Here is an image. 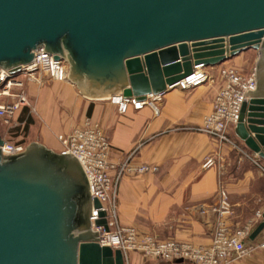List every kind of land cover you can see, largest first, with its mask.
Listing matches in <instances>:
<instances>
[{
	"label": "water",
	"instance_id": "1",
	"mask_svg": "<svg viewBox=\"0 0 264 264\" xmlns=\"http://www.w3.org/2000/svg\"><path fill=\"white\" fill-rule=\"evenodd\" d=\"M39 48L67 65L82 97L137 101L195 66L257 52L256 87L234 134L264 161V0H0V70L18 73ZM93 208L100 204L72 155L39 143L8 156L0 149V264H124L119 250L98 244ZM96 224L108 231L104 218ZM263 230L264 212L247 239Z\"/></svg>",
	"mask_w": 264,
	"mask_h": 264
},
{
	"label": "crops",
	"instance_id": "2",
	"mask_svg": "<svg viewBox=\"0 0 264 264\" xmlns=\"http://www.w3.org/2000/svg\"><path fill=\"white\" fill-rule=\"evenodd\" d=\"M244 53L205 68L210 79L196 88L168 89L157 115L149 107L119 114L109 100L84 98L69 82L46 79L41 86L28 82L29 108H20L8 127L0 126V136L9 144L26 147L39 143L60 153L58 136L90 119L108 136L112 163L120 164L130 156L134 165L158 168L153 174L121 178L117 196L120 224L158 241L207 247L217 220L212 209L217 205L219 184L227 191L232 205L233 229L251 224V231L261 221L256 214L264 212V161L245 148L233 127L228 130L230 143L224 144L192 130L212 110L221 85L220 70L237 64ZM213 153L222 157L221 167L202 169L204 159ZM263 243L264 230L253 242L246 238L245 245L252 248L251 252L230 264H264V248H260ZM129 260L130 264L156 261L135 253L129 255Z\"/></svg>",
	"mask_w": 264,
	"mask_h": 264
},
{
	"label": "built area",
	"instance_id": "3",
	"mask_svg": "<svg viewBox=\"0 0 264 264\" xmlns=\"http://www.w3.org/2000/svg\"><path fill=\"white\" fill-rule=\"evenodd\" d=\"M67 65L61 60H55L53 55L44 53L43 48L35 52L33 61L20 67L16 74L0 70V96L12 98L8 103H0V120L8 123L22 107H28L29 102L24 90V80L42 85L45 78L52 82H68ZM221 85L212 102V110L207 114L199 127L192 130L205 134L217 144L230 143L229 128H235L240 108L248 100L245 92L254 91L256 80L254 73L244 77L234 68H223L219 72ZM205 68L201 65L193 67V72L168 89L178 88L188 91L209 80ZM17 89V93L11 91ZM167 89V90H168ZM164 93L148 95L145 100L124 98L122 95L110 97L109 102L116 107L119 114H125L129 109L139 111L149 107L155 115L159 113V104ZM62 145L60 153L72 155L80 163L90 186L91 197L96 199L100 208L92 209L90 217L91 230L98 233V244L122 254L124 264H130L129 255L136 253L148 260L176 262L182 260L189 264H230L251 252L245 245L251 224L242 229L231 227L233 216L232 205L225 188L219 184L217 189V205L212 209L216 213V223L211 243L207 247H196L188 243L173 240L158 241L152 235H140L134 227L123 226L117 216V196L119 182L126 175H143L156 173L158 168L151 165H134L130 156L120 164L110 161L111 145L104 130L95 122L86 119L81 125L68 134L59 135ZM21 144L5 142L1 147L3 155H14L24 150ZM222 157L219 153L207 156L202 163V169L221 167ZM114 172V175H111ZM105 216L100 217L99 213ZM204 211L201 210V213ZM258 219L261 215L256 214ZM104 218L108 231L97 221ZM264 248V243L260 245Z\"/></svg>",
	"mask_w": 264,
	"mask_h": 264
},
{
	"label": "rangeland",
	"instance_id": "4",
	"mask_svg": "<svg viewBox=\"0 0 264 264\" xmlns=\"http://www.w3.org/2000/svg\"><path fill=\"white\" fill-rule=\"evenodd\" d=\"M256 59H257V52L253 51V50H250V51H246L244 53V55L242 57H240L239 59V62L237 64H230V65H225V67L223 68H234L236 69L241 75H243L244 77H248L250 76L253 72H254V68H255V62H256ZM232 60V58L230 59ZM228 61V60H227ZM226 62V61H225ZM224 63V62H223ZM221 63V64H223ZM220 64V65H221ZM222 68V69H223ZM47 78H45L44 80H46ZM209 81V80H208ZM211 81V80H210ZM26 83H28L27 81L24 80V90H25V93L27 95V90H26ZM39 86V85H37ZM41 86V85H40ZM17 89H14L12 90L11 92L12 93H17ZM28 96V95H27ZM12 98H8V97H4V96H0V103H8L11 101ZM28 99V97H27ZM29 108V106L27 107ZM13 119V118H12ZM10 119L8 121V123H5L3 122V120H0V126H4V127H8L11 120ZM136 254V253H135ZM138 255V257H142L140 256L139 254H136ZM143 258V257H142ZM144 264H176L175 262H164V261H159V260H156V261H147V263H144ZM184 264H188L187 262H185Z\"/></svg>",
	"mask_w": 264,
	"mask_h": 264
},
{
	"label": "bare ground",
	"instance_id": "5",
	"mask_svg": "<svg viewBox=\"0 0 264 264\" xmlns=\"http://www.w3.org/2000/svg\"><path fill=\"white\" fill-rule=\"evenodd\" d=\"M108 100V99H107Z\"/></svg>",
	"mask_w": 264,
	"mask_h": 264
}]
</instances>
